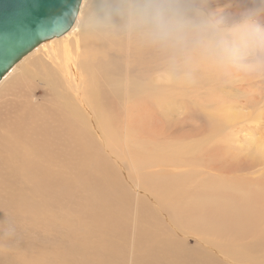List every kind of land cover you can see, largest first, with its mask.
<instances>
[{"label":"rangeland","instance_id":"374dc122","mask_svg":"<svg viewBox=\"0 0 264 264\" xmlns=\"http://www.w3.org/2000/svg\"><path fill=\"white\" fill-rule=\"evenodd\" d=\"M101 2L102 0H92L89 5L82 7L80 26L78 30L68 36L71 42L63 39L57 49H60L62 44L64 47L73 48L74 44L80 43L83 38L93 37L109 50L106 54L107 59L97 58L92 61L95 72L106 61L114 65L118 59L119 66L127 65L132 69L134 67L135 74L139 76H143L145 70L149 68V73L154 77L152 87L143 89L150 93V104L145 98L139 105H145L146 110L122 115L119 123L107 135L102 133L103 142L108 145L110 154L107 153L101 142L90 149L97 155L106 156L112 161L115 159L112 155L117 157L114 162V166L118 167L117 170L109 171L114 172L113 177L116 182L122 184V189L119 195L115 191L112 192L97 175V171L94 170L90 161L82 163L74 161L71 165L61 168V172L54 175L55 177H46L40 173L35 179L29 180L28 189L24 190L25 198L31 200V205H37L45 218L60 217L61 220L55 228L47 225L46 222L39 223L26 215H16L12 209L0 206V218L6 219V224L0 225V254L3 253L4 257L9 260V264H21L17 260L18 255L21 258H36L46 264H93V259H106L108 264H113L112 259H107L104 256H118L119 241L117 239L113 241L111 238L115 234L104 235L93 229L94 215L100 207L103 209L111 204L114 205L116 214L113 215V218L119 223L126 221L127 224L126 229L119 232L149 227L150 222L148 221L155 214V211L150 214L154 201L160 205L162 210L172 211L173 206L170 209L159 201L158 196L161 194L152 184L156 182L161 185V178L167 176V172L161 168L162 165L155 155L167 160L176 153L185 152V157L179 161L180 168L170 169V171L179 169L182 171L181 174L190 163L199 162L200 164L197 163L192 169L198 170L195 175L200 177L206 174L201 172L202 169L213 171L222 175V179L228 178L232 181L238 180V177L243 179L250 177L239 181L236 190L238 194L234 202L224 200L230 213L239 210V220L249 213H261L264 206L262 194L264 185L261 179L264 177L263 161L256 155V152L245 154L239 149V146L245 144L244 139L252 141L254 137H257L259 141L264 142V78H251L239 73L223 75L207 66H201L193 73H187L184 70L180 72L164 52L158 57V49L147 45L136 37L130 38L117 31L101 29L98 23ZM261 5L262 0H209V7L221 13ZM141 72L143 73L141 74ZM170 73L176 75L182 73L185 79L173 84L162 82V78L169 76ZM119 75L136 78V76H125L121 71H119ZM21 79L22 77L18 76L14 81H7L5 86L0 89V116L16 107V103L23 105L21 94L17 96L21 100H16L17 98L14 96L23 88H19ZM144 79L148 84L147 77ZM109 80L118 82L116 75L111 76ZM37 85L43 87L40 84L27 86L32 89ZM202 87L204 89L211 87L215 90L214 98L205 100L197 98L193 90L197 88V93H201ZM174 93H178V95ZM36 98L40 105H46V96L38 94ZM48 106L50 104L44 107L40 106V109L39 106H35V112L45 114L43 109H47ZM198 107L205 113L219 111L220 115H224V122L205 119L203 122L193 123L184 119L186 114L196 115ZM227 124L235 131L237 137H232V142L225 143V125ZM206 131L211 132L214 138L211 143L212 153L208 152L211 147H207L209 141L206 140L208 136ZM173 132L172 137L161 139L165 134ZM115 142L122 145L118 152L114 148ZM148 148H152L149 153L146 150ZM256 149H258V145H256ZM48 158L50 157L45 158L46 163L43 159L42 168L57 164V162L52 163ZM96 164L95 161L94 165ZM53 165V168L56 167L54 169L60 168L59 164ZM127 178L131 179L133 183L129 182ZM214 181H217L220 186L223 185L218 179H214ZM95 185L99 187V189L95 188L96 192L95 189L91 190ZM34 186L39 187L36 189L38 193H41L38 196L32 195ZM137 188H140L141 191ZM135 190L140 192L139 195L134 194ZM223 190L228 195L224 186ZM6 198L7 196H0V199ZM131 199H136V201H131L129 205L122 201L128 202ZM95 205L98 206V210L92 211ZM121 205L127 206V210ZM84 207L91 208L90 212L87 213ZM25 208L28 209L26 206ZM253 219H245L241 223L258 221L257 223L261 222L264 228V219L255 218L254 222ZM62 220L70 226H64V222L60 224ZM152 223H156L155 225L161 223L159 228L153 232L154 235L160 238L174 239V232L159 217ZM180 227L181 225H175V228ZM91 232H95V234L93 235ZM227 233L211 234L209 241L219 244L221 249L226 244L229 245L232 250L231 256H244V253L237 251L242 245L237 242L234 245L231 244L234 238L230 241L226 240ZM82 235H87L88 239H81ZM54 236L56 238L51 240ZM59 237L62 238L60 242H66V253L58 250L57 239ZM32 238L34 240L28 241ZM10 240L18 244L17 248L9 246ZM45 240H49L50 244H46ZM182 245L184 249L195 250L198 248L202 251L199 244L192 241H184ZM48 246H50L49 250H47ZM219 251L224 253L223 250ZM45 252L49 254L45 255ZM250 253L253 256L257 255L252 246ZM1 257L3 256L0 255Z\"/></svg>","mask_w":264,"mask_h":264},{"label":"bare ground","instance_id":"6f19581e","mask_svg":"<svg viewBox=\"0 0 264 264\" xmlns=\"http://www.w3.org/2000/svg\"><path fill=\"white\" fill-rule=\"evenodd\" d=\"M91 1L81 0L73 25L65 34L40 43L14 64L0 79V89L5 86L7 81H14L18 76L22 77L19 88L23 87L14 95L17 98L21 94L23 100L19 97L16 100H21L23 105L16 103V107L0 116V196H7L6 199H0V206L12 209L16 215H26L39 223L46 222L47 225L55 228L61 218H45L40 208L37 205H31V200L25 198L24 190L28 189V181L35 179L40 173L46 177H55L54 175L61 172V168L71 165L74 161L77 163L90 161L103 183L112 192L115 191L119 195L122 184L116 182L113 177L114 172L109 171L117 170L118 167L114 166L117 157L112 155L115 158L112 161L106 156L97 155L90 149L101 142L107 153L110 154L108 145L103 142L102 133L107 135L119 123L122 115L144 112L146 106L139 105L145 98L150 104V93L143 89L151 88L154 82L149 68L144 73L141 72L143 76H139L135 74L134 67L132 69L127 65L119 66L118 59L114 65L106 61L95 72L92 61L97 58L107 59L106 54L109 50L93 37L83 38L80 43L74 44L73 48L64 47L62 44L61 48L57 49L63 39L71 42L68 36L78 30L80 26L81 9L83 6L89 5ZM161 53L162 51H157L158 57ZM179 70L181 72V69ZM119 71L125 76H136V78L120 76ZM115 75L118 82L117 80L111 82L109 78ZM144 77H147L150 86L145 83ZM184 79L182 73L180 75L170 73L161 81L173 84ZM35 84H40L43 87L37 85L30 89L27 86ZM8 89L10 90L9 86ZM201 90V93H197V88L193 90L197 98L202 100L214 98L215 90L211 87L207 89L202 87ZM38 94L46 96V105L50 104L47 109H43L45 114L35 112V106H39V109L40 106H46L38 103L36 98ZM174 94L178 95V93ZM184 119L193 123L203 122L205 119L224 122V115H220V112L216 110L214 113H205L198 107L196 115L186 114ZM241 123H243L242 120ZM225 128V143L232 142V137H237V135L228 124L225 125ZM206 132L208 134L206 140L209 141L207 147L209 148L214 138L211 132ZM173 135L174 132L165 134L161 139H167ZM244 141L245 144L239 146L240 151L245 154L256 152L264 164V142L259 141L257 137H254L252 141L245 139ZM256 145H258V149H256ZM114 148L115 151H120L121 143L115 142ZM146 150L149 153L152 148ZM212 151L213 147L208 149V152L212 153ZM155 156L159 159L161 168L167 172V176L161 178V185L156 182L152 184L161 194L158 196L159 201L170 209L173 206L172 211L162 210L160 205L154 201L150 214L154 211L155 214L148 221L150 222L149 227L119 232L125 230L127 224L126 221L119 223L113 218V215L116 214L114 205L111 204L103 209L100 207L99 210L95 205L92 211L98 210V212L94 215L93 229L104 235L115 234L111 238L113 241L115 239L119 241L118 256H104L105 258L112 259L113 264H264V228L261 222H254L255 218L264 219V206L261 213H249L239 220V210L230 213L224 201L234 202L238 194L236 190L239 181L250 177L245 179L238 177V180L232 181L228 178L222 179V175L205 169H202L201 172L206 174L200 177L195 175L198 170L192 169L199 162L190 163L181 174L182 171L179 169L172 171L170 169L180 168L179 161L185 157V152L176 153L167 160L159 155ZM47 157H50L48 159L52 163L57 162L60 168L54 169L56 167L53 168L52 163V165L47 164L46 168L45 166L42 168L43 159L46 163ZM95 161L96 165H94ZM75 176L77 175L75 174ZM214 179H218L223 185L220 186ZM261 179L264 185V177ZM127 180L133 183L129 178ZM223 186L228 195L223 190ZM37 188L39 187L32 188L33 196L41 194L36 191ZM95 188L99 189L95 185L91 190ZM137 189L140 190V188ZM139 193L138 190L134 191L136 196ZM262 194L264 196V191ZM40 201L42 200L40 199ZM122 201L129 205L136 199H131L128 202ZM121 206L127 210V206ZM84 208L87 213L90 212L91 208ZM158 217L174 232V239L160 238L153 234L161 224L152 223L157 221ZM251 218H254V223H241L243 220ZM63 222L64 226H70L63 220L60 224ZM4 224H6V219L0 218V225ZM176 224L181 227L175 228ZM225 232H228L226 234L227 241L234 238L231 244L234 245L237 242L242 245L237 251L244 253V256H231L232 250L229 245L226 244L221 249L219 244L209 241L211 234ZM91 234L94 235L95 232H91ZM55 238L56 236L51 240ZM60 239L62 240L60 237L57 239L58 250L66 253V242L64 240L65 243H62ZM81 239L86 240L88 237L82 235ZM32 240L34 238L28 241ZM184 241L198 243L202 251L198 248L195 250L184 249L182 247ZM45 242L50 244L49 240H45ZM9 246L17 248L18 244L11 241ZM251 246L256 252V256L251 255ZM49 249L50 246L47 247V250ZM219 250H223L224 253ZM0 255L3 256L0 258V264H9V260L4 257L3 253ZM17 260L21 264H46L39 259L21 258L19 255ZM92 261L93 264H108L106 259H93Z\"/></svg>","mask_w":264,"mask_h":264},{"label":"clouds","instance_id":"9594fccd","mask_svg":"<svg viewBox=\"0 0 264 264\" xmlns=\"http://www.w3.org/2000/svg\"><path fill=\"white\" fill-rule=\"evenodd\" d=\"M99 27L136 37L188 73L264 78V0L225 13L209 0H102Z\"/></svg>","mask_w":264,"mask_h":264},{"label":"water","instance_id":"95a60500","mask_svg":"<svg viewBox=\"0 0 264 264\" xmlns=\"http://www.w3.org/2000/svg\"><path fill=\"white\" fill-rule=\"evenodd\" d=\"M81 0H0V79L40 43L65 34Z\"/></svg>","mask_w":264,"mask_h":264}]
</instances>
